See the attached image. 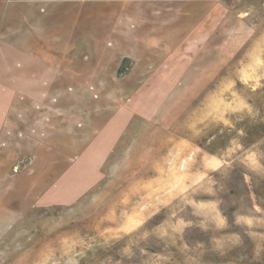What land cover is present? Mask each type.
<instances>
[{
	"label": "rangeland",
	"instance_id": "obj_1",
	"mask_svg": "<svg viewBox=\"0 0 264 264\" xmlns=\"http://www.w3.org/2000/svg\"><path fill=\"white\" fill-rule=\"evenodd\" d=\"M141 3L143 15L159 17L143 25L144 46L133 38L105 41L120 42L122 54L135 53L124 60L127 71L133 63L144 71L165 67L171 80L95 92L105 90L118 103L112 105L122 107L138 96L139 109L156 110L155 125L128 131L97 169L98 183L91 180L96 168L68 166L70 157L54 153L46 166L56 173L50 176L65 161L73 180L51 184L47 207L36 204L4 235L0 264H264V0H220L214 8L196 0ZM205 12L212 16L208 22ZM57 94L60 99L64 91ZM157 127L191 139L198 149L176 155L178 168L186 169L184 184L179 173L175 184H162L158 169L147 166ZM70 137L44 138L68 147ZM199 153L208 158L207 170H199ZM153 178L157 197L168 200L152 216L134 214L146 206L137 202L143 197L137 187Z\"/></svg>",
	"mask_w": 264,
	"mask_h": 264
},
{
	"label": "crops",
	"instance_id": "obj_2",
	"mask_svg": "<svg viewBox=\"0 0 264 264\" xmlns=\"http://www.w3.org/2000/svg\"><path fill=\"white\" fill-rule=\"evenodd\" d=\"M144 1L166 0H0V243L33 206L47 207L52 185L72 182L68 166L100 169L132 127L141 131L155 125L150 119L156 110L139 109L142 99L138 96H133L137 101L130 102V107L127 102L122 107L112 105L118 103L107 99L105 90L102 96L95 92L123 86L154 88L160 86V80H171L165 67L144 71L133 63L127 71L124 60L135 53L122 54L117 50L120 42L105 41L108 36L120 41L133 38L144 46L143 25L159 19L143 15L140 8ZM196 2L208 8L221 5L220 0ZM207 14L205 22L212 17ZM150 45L161 51L165 48ZM111 55L115 59L109 62ZM59 91H64L60 99ZM58 134L71 136V144L57 147L44 138ZM151 134L157 141L148 154L147 166L158 169L162 184L174 183L176 173L184 184L186 169L178 168L176 155L198 152L195 143L168 127H157ZM24 151L27 155L21 154ZM54 153L70 157V161L68 166L59 162L63 170L53 179L56 173L46 166ZM199 154L203 158L199 170H207L208 158ZM97 171L91 177L94 183L101 180ZM155 180L137 187L143 193L137 202L146 206L134 214L152 216L168 200L157 197L160 187ZM23 252H15L13 259Z\"/></svg>",
	"mask_w": 264,
	"mask_h": 264
},
{
	"label": "trees",
	"instance_id": "obj_3",
	"mask_svg": "<svg viewBox=\"0 0 264 264\" xmlns=\"http://www.w3.org/2000/svg\"><path fill=\"white\" fill-rule=\"evenodd\" d=\"M201 146L205 147L207 150H209V151H211V152L216 153V151H215L213 148L206 147L205 145H201ZM157 217H158V216H155V217L153 218L152 221H154V219L157 218Z\"/></svg>",
	"mask_w": 264,
	"mask_h": 264
}]
</instances>
